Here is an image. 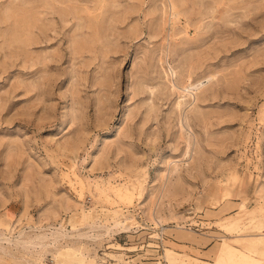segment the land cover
Wrapping results in <instances>:
<instances>
[{
    "label": "rangeland",
    "instance_id": "rangeland-1",
    "mask_svg": "<svg viewBox=\"0 0 264 264\" xmlns=\"http://www.w3.org/2000/svg\"><path fill=\"white\" fill-rule=\"evenodd\" d=\"M153 262L264 264V0H0V264Z\"/></svg>",
    "mask_w": 264,
    "mask_h": 264
},
{
    "label": "crops",
    "instance_id": "crops-1",
    "mask_svg": "<svg viewBox=\"0 0 264 264\" xmlns=\"http://www.w3.org/2000/svg\"><path fill=\"white\" fill-rule=\"evenodd\" d=\"M165 240L170 242V243H172V244H174V245H176L177 251H179V252H183V251L188 252L189 254H191L194 257H199V256L202 255V253L204 255H206V256H204V258L209 256V255L211 257L212 256V251L214 249V248L211 249L210 247H206V246H208V244L205 241H201L203 239L198 240V242H191V240H187L186 239L185 241H183V240H179V239L175 238L173 235H171V236H167L166 235ZM164 243L165 242L163 240H161V246L159 244V245H157V248H155V249L162 250L164 252V247H165ZM192 250L198 251V254L196 255V254L192 253L191 252ZM151 264H162V262H153Z\"/></svg>",
    "mask_w": 264,
    "mask_h": 264
},
{
    "label": "bare ground",
    "instance_id": "bare-ground-1",
    "mask_svg": "<svg viewBox=\"0 0 264 264\" xmlns=\"http://www.w3.org/2000/svg\"><path fill=\"white\" fill-rule=\"evenodd\" d=\"M93 228V227H92ZM106 234H110L112 231L114 230H128L129 229V226L124 223V222H117L115 223L114 225H112V227H106ZM63 235V234H62ZM52 238H53V241L55 243V240H57L58 236H60L59 234L57 235H51ZM83 236H85L83 234ZM48 237L46 236H43V237H40V236H37L36 239L34 240H30V241H27V242H23L24 243V246L27 247V248H31V247H36V246H39V247H43L44 245V241L45 239H47ZM48 245V244H47ZM53 245V244H52ZM51 246V245H50ZM258 251V250H257ZM256 253V252H255Z\"/></svg>",
    "mask_w": 264,
    "mask_h": 264
}]
</instances>
